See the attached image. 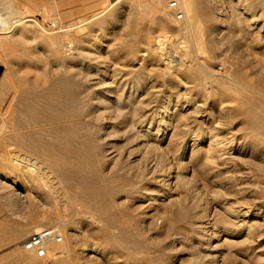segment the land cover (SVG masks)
I'll use <instances>...</instances> for the list:
<instances>
[{"label":"rangeland","instance_id":"rangeland-1","mask_svg":"<svg viewBox=\"0 0 264 264\" xmlns=\"http://www.w3.org/2000/svg\"><path fill=\"white\" fill-rule=\"evenodd\" d=\"M120 1L105 0L98 8H93L90 0H0V17L3 18L0 26L4 31L0 37L11 40L0 44V84L5 87V93H0V193L12 203L21 205L26 215L33 216L34 229L29 237L43 229H55L62 237L61 242L49 245V253L45 258L26 253L34 264H264V240L257 241V236L264 233V138L250 133L249 119L245 113L252 102L261 105L264 102V39L261 38L264 34V0H194L200 12L196 39L177 30L185 25L186 18L184 22H172L169 10L167 20L149 17L136 29L141 13L139 2ZM26 15L46 28L76 26L75 31L80 33L84 41L82 47L86 53L92 52V59L81 62L92 64L93 102L94 95L98 96L103 89L104 72L109 75L106 82H124L127 91L138 89V99L143 97L147 100L151 92L157 90V98L162 106L171 97L170 111L177 110L174 115L178 116L179 122L169 129L160 147L167 155L170 152L168 162L172 164L171 175L174 177L170 181V188L186 208H170L163 198L154 205L141 197V188L149 186L153 189L155 185L150 183L148 177L141 179L136 176L142 169L130 170L124 154L131 147H139L136 159H140L144 151L143 143L137 140L128 144L126 128L116 123L128 117L129 113H125V117L120 120L115 112L112 115L105 108L99 110L111 114V122L118 134L107 137L109 139L105 141L94 135L93 130L89 138L82 127L80 131L76 129L68 133L70 146L86 153L84 157L76 153L72 158L73 162L69 164L72 179L69 182L61 178L59 170L65 161L56 155H45V150L41 148L36 152L40 156L34 155L32 160H40L39 164L43 162V169H40L49 188L36 178L31 181L36 182L37 189H30L26 185L25 179L29 173L25 172V167L16 165L13 158L19 146V151L24 154L20 143L14 139L15 135L41 130L43 139L55 144L60 131L44 129L54 126L59 128L63 123L58 119L49 122L47 118L53 116L46 115L44 101L37 104L40 118L45 117L41 119V124L23 128L15 123L20 115L16 108L18 91L23 88L36 91L47 89L52 82L60 79L59 67L51 58L52 47L44 45V41L36 37L33 30L27 31V25L15 27L16 21L26 18ZM209 15H214L213 19L215 16L219 18L213 20ZM253 18L255 24L251 23ZM3 24L8 28L6 31L11 30L9 34H5ZM153 46L158 48L153 50ZM68 49L74 51L70 46ZM183 56L187 62L190 61L189 64L193 62L190 69L180 66ZM81 62L77 61V67ZM165 63H168L169 68ZM196 69L206 79L185 75L190 70L197 72ZM75 72L67 76V81H73L79 87L80 80L76 78ZM242 72L247 77L243 81L239 80ZM177 101L179 105H176ZM215 101L222 103L220 108L214 109V115L220 116L222 122V136L235 140V148L243 150V153L236 154L241 159L232 171L224 170L235 185L233 189L228 186L227 178L223 181L216 179L217 166L215 168L214 164L210 176L206 175L209 167L205 158L207 140L204 122L209 117L206 115L210 111L207 105ZM197 106L198 110H194ZM173 132L175 135L172 136ZM171 136L170 141L168 139ZM101 148H106L113 155L122 153L118 164L101 160ZM218 182H222V185H217ZM66 186L70 190L68 193H65ZM84 188H92V193L93 190H104L92 208L82 205L76 198V194ZM65 197L67 200L63 199ZM222 201L236 203L234 205L240 202L241 206L251 210L252 217L242 218L225 210L220 204ZM192 203L199 205V209L195 211ZM90 213H98L101 222L98 223L93 215L91 218ZM196 213L197 219L205 223L204 226L208 225V228L197 227L194 221ZM249 227L255 233L254 239L247 236ZM261 243L263 248L259 245ZM92 246L95 252L89 253ZM54 249H62L64 254L55 255ZM86 255L90 256L89 259Z\"/></svg>","mask_w":264,"mask_h":264},{"label":"bare ground","instance_id":"bare-ground-1","mask_svg":"<svg viewBox=\"0 0 264 264\" xmlns=\"http://www.w3.org/2000/svg\"><path fill=\"white\" fill-rule=\"evenodd\" d=\"M178 1H179L180 5H181L182 10L185 13L186 22H185V25L183 27H179L177 30L179 32L185 33V35L186 34L190 35L194 39L198 38L197 37L198 31L196 30L197 29L196 28V24H197V21L199 19V13L200 12L197 9V6L195 4L197 2L194 3V0H178ZM167 2H168V0H153V1L152 0H137L138 5L140 6L139 8H141L140 9L141 13L138 12V14L140 13V17L138 16L139 18L137 20L136 29H139L140 25L143 23V21L145 22V19H147L149 17H157V18H160L162 21L167 20L168 19L167 12L169 10ZM207 14H209V13L207 12L206 15ZM217 15H219V13ZM172 16L170 17L172 22L175 21V23H176V20H174V18ZM212 16H214V15H212ZM212 16H210V17H212ZM215 18H216V16H215ZM218 18H216V20ZM211 19H213V17ZM1 21H3V18L0 17V22ZM184 21H182V22H184ZM57 22H58V20H57ZM208 22H210V21L208 20ZM27 23H30V24H27ZM50 23H51V21H50ZM251 23L255 24L256 20L253 18L251 20ZM23 24L28 26V28H27L28 30L27 31L33 30L35 36L41 38V40L44 41V45L48 44V45H50L52 47V50H51L52 56H51V58H53L52 61L56 62L58 67H59L60 79H57L54 82H52V84H50V86L47 89L36 91L34 89H25V88H23L20 91H18L19 95L16 97L17 98V105L16 104L15 105H16V108L19 110L20 115H19L18 119L16 118L17 120H15V123H16V125L18 127H23V128L24 127L26 128L27 126H34V125H37L38 123L41 124L40 123L41 119L45 118V117L41 116L42 118H40L41 114H40V112L38 111V108H37V104L40 101H44L45 102V107L44 108H45V111H46V115H48L49 117L53 116V118L52 117H50V118L46 117L48 120H50L49 122H51V120L54 121V119H58V121L63 122V123H61L62 125L59 128H57V126L55 128V126H54V127H47V129H44V131H49V130L51 131V130H54V129L60 131L59 139L55 141V144H54V142L53 143L46 142L43 139V137H42L41 130H35V131L26 132V133H18V134L15 135L14 139L18 143H20V145L22 147V151H24V154H22V152L19 151L21 149L20 146H19V150H17V153L13 156V158L15 159L16 165H18L19 167H25L27 169V171H25V172L29 173V176H28V174H26L28 176V178L25 179L26 185H28V187L30 189H33V190L37 189L38 185L35 184L36 182L34 181L35 182L34 183V182L31 181V179H33V178L34 179L36 178L38 181L44 182V184L47 185L48 181L45 182L46 177L43 178V176H45V175H42L43 172L40 169L42 166H44L43 162H40L41 164H39L38 161H40V160H38V158H37L38 161H36V160L33 161L32 160V157L34 159V155L37 156L39 154V153L37 154L36 152L39 149H41V148L43 150H45V152H46L45 155H56L61 160L65 161L64 164L60 167L59 170H60L61 178L66 183L69 182L72 179L71 178V170L69 168V164L71 165V162H73L72 158L75 157L76 153H77L78 156H81V157L86 156V153H84V152L82 153V151L73 149L70 146L69 139H68V133L75 132L76 129H79V131H80L81 130L80 127H82V129L85 130V132H87V135L89 136V138L92 137V132L94 131L93 132L94 135H97L101 140H105L106 141V140L109 139V138L107 139V137H110L113 134H115V136H116V134H118V131H117V129H115V126L113 125V122H111L110 115L113 112H115V114L118 115L120 117V120H121V119H123V117H125L124 116L125 113H129L130 115L128 117H126L122 121L116 122V123L118 124V126H122V127L126 128V132L128 134V141H127V139H126V141L128 142V144L133 143V142H135L137 140L138 141H142V143H143L142 146L144 148V151L141 153L142 155L140 154L141 155L140 159H136V157L139 154L138 149H137L139 147H136V148H134V147L132 148L131 147V149L128 151V153L124 152L125 153L124 155L126 156V162H127V165H128L127 167L130 170L138 169L140 171V169H142L140 174L138 173V174H136V176H140L141 179L145 178V177H148V179L150 180V183L155 185L153 189H151L149 186L148 187L145 186V187L141 188V191H142L141 197H144V198L148 199L154 205H157V202L160 201V199L163 198V199L166 200L165 204L169 205L168 207H170V208H178L179 210H181L182 208H186L185 206H183L184 202L180 198L175 197L173 190L170 188V186L172 185V182H170V181H171L172 178H174L171 175V168H172L171 165L172 164L170 165V163L168 162L169 161L168 160V156H169L170 152L167 155L165 152H162V149L160 147V143L162 141H164L165 138H167L166 136H167V133L169 132V129L174 126L175 122H179L177 120L178 116H176V114L174 115V113L177 110H175L174 112L170 111L171 97H169V100L167 102H165V104L163 102L162 106H161L162 103H159L158 98H157V93H156V92H158L157 90H156V92H155V90H154V92H151V94L149 95L147 100H145L143 97H142V99H138L137 98L138 89H134V90L131 89L130 91H127V88H124V82L122 83L121 81L116 82L115 80H113V81L108 83V82H106L107 81L106 78L109 76L108 72L107 73L104 72V73H102V75H103L102 76L103 77V80H102L103 81V84H102L103 87L102 88L103 89L100 87L102 89V91L100 92V94L98 96L94 95L95 101L93 102L92 101V74H91L92 73V64L89 63V62L87 64L81 62V61H84L86 59L87 60L92 59V54H91L92 52L90 54L86 53V49L84 47H82V44H83L84 41L82 42V38L80 37V33L75 31V29H77L76 26L69 24L70 26H67V27L64 26V25H59L60 27L58 29H57V27H56V29H53L52 28L53 26H51V27L49 26L48 28H46L41 23H39L37 20L33 19L32 17L27 16L26 18H19L16 21V23H15V27L22 26ZM52 24H53V22H52ZM59 24H60V22H59ZM3 26H5V25L3 24ZM37 27H38V29H37ZM4 29H5V34H9L10 31H11V30L10 31H6V29H8V28H6V26H5ZM261 29H262V27H261ZM3 32L4 31H3V29H1V26H0V34H3ZM146 32H147V30H146ZM144 33H145V31H144ZM261 38L264 39V34H262ZM8 40H10V39H8ZM8 40H7V37L6 38L0 37V44L6 43ZM259 40H261V39H259ZM25 41H27V40H25ZM27 42H29V41H27ZM165 43H166V41H165ZM69 46H70V48H73L74 51L72 49L69 50L68 49ZM155 46H153L151 49H153V50L155 49L156 50L158 47L156 48ZM68 50L72 51V52H69ZM149 50H150V48H149ZM160 53H162V52H160ZM181 55H183V54H181ZM190 55L191 54H189V56ZM154 56H155V54H154ZM158 57H159V55H158ZM184 58H185L184 56L181 58L180 66L182 68H185V69L191 67V64L193 62L189 64L190 61L187 62ZM161 60H163V59H161ZM77 61L81 62L80 64L78 63L79 64L78 67L76 65ZM95 63L96 62H94V64ZM165 64H166V66H168L167 68H169L168 63H165ZM170 66H171V64H170ZM197 68H198V66H197ZM75 70H76V72H75L76 73V78L77 79L79 78L80 84H81V86H79V87L77 85H75L73 83V81H67V76L69 74H71ZM196 71L197 72H193V71L191 72V70H190L189 73L185 74V72H184V74L187 77L197 78V79H202V78L205 77V76H203L202 72L198 71V69H196ZM200 71H201V69H200ZM175 72H177V71H175ZM39 73H42V71L41 72L39 71ZM43 73H45V72H43ZM169 74H171V73H169ZM242 75H243V72L241 73V75H240L241 79H239V80L243 81L247 77L244 76V75L242 76ZM75 79H73V80H75ZM205 79H206V77H205ZM125 82H126V80H125ZM137 82H139V81H137ZM210 83H211V80H210ZM231 83H232V81H231ZM126 84H128V83H126ZM3 85L4 84H0V93L1 94L5 93V87ZM93 85H94V83H93ZM12 86H13V84H12ZM26 86L27 85H25V87ZM94 87H96V86H94ZM15 94H17V92ZM13 96H15V95H13ZM220 104H222V103H218V102L215 101L214 103L207 105V107L210 109V111L206 114L209 117L206 118L205 122H204L205 125H206L205 138L207 140V149L205 150V158H206V161H207V166L209 167V171L206 173V175H209L211 173L212 166L214 164L215 168L217 166V172H216L217 175H215L216 179L218 178L221 181H223V180H225L227 178L228 186L231 189H233L235 187V185H234V183H232V181H231L232 179H228V176H226V174H225L226 171H224V170L226 169L228 171V169H231V171H232V168L241 159V157L239 158L236 154L243 153V150H239V149L235 148V146H234V141L235 140L234 141L232 139L228 140L229 138L227 139L224 136H222V133H221V130H222L221 129V127H222L221 123L222 122L220 123V120H219L220 116L218 117V116L214 115V113H215L214 109L216 110V107L218 108ZM176 105H179L178 101H177ZM99 108L100 109L101 108L102 109L103 108L109 109L111 114H109V113L107 114L108 111L105 113V112L99 110ZM181 109H184V107H182ZM195 109L198 110V106L195 107L194 110ZM55 110L58 111V112L56 113ZM98 111H101V112L98 113ZM245 113H247L246 115H247V118L249 119V126H250V130H251L250 133L253 136H255V137L264 138V102H263L262 105L260 103H258V102H252L249 105V108L247 109V111ZM214 117H216V118L214 119ZM44 121H46V120H44ZM175 126H177V123H176ZM180 127H182V126H180ZM189 131H191V130H189ZM174 132L172 133V136H173ZM172 136L168 140L171 141ZM170 141L169 142L167 141L168 144L170 143ZM101 142H103V141H101ZM105 144H106V142H105ZM107 145H105V146L109 147L110 143L107 144ZM132 146H133V144H132ZM123 147H124V145H123ZM107 151L108 150L106 148L102 149V154L99 155L101 160L108 161V162L114 163V164H116V163L118 164V162L121 160L122 153L121 154L117 153L116 155H113L112 153H108ZM167 152H168V150H167ZM172 154H170V155H172ZM181 154H182V152H181ZM39 156L40 155H38V157ZM5 157L7 158V156H5ZM42 169H43V167H42ZM81 170H82V168H81ZM231 171H228V172H231ZM25 172L23 171V173H25ZM209 176L207 178H209ZM62 179H61V181H62ZM80 180H81V178H80ZM80 180H78V181H80ZM82 181H81V183H82ZM186 183L187 182H185L184 184H186ZM211 183H213V181H211ZM78 184L81 185L80 182H78ZM217 185L221 186L222 182L221 183L218 182ZM47 187H48V185H47ZM50 188H52V187H50ZM238 188H239V186H238ZM64 189H65V193H68L70 191L69 187H67V186ZM238 190H240V189H238ZM102 192H100L97 189L96 191L93 190V193H92V188L91 189H85L84 188V189L80 190L79 193L76 194V198L82 203V205L92 208V205H93L94 201H96L99 198V196H101ZM107 193H108V191H107ZM63 199L67 200L66 197L63 198ZM69 201H71V200H69ZM55 203H56V201H55ZM220 204H223V206L225 207V210L232 211V212L236 213L237 216H239V217H242V218L252 217V215L250 214L251 210H248L249 208H247V207H245L243 205L241 206L240 202H239L240 206H238L239 205L238 203H237L238 205H234L236 203L232 204L230 201H225V202L220 203ZM191 206L194 207L193 208L194 210L195 209L196 210L199 209L198 208L199 205H197L195 203H192ZM87 210H89V209H87ZM194 210H193V213L196 211V210L195 211ZM184 211H185V209H184ZM92 215H93V217H95V219L98 221V223L101 222V219H99V217H97V216H99L98 213H96V214H94V213L91 214L90 213L91 218H92ZM162 217H163V215H162ZM197 218L198 217H197V213H196L195 217H194V219H195L194 221H195V224L197 225V227L199 229H205V228L209 227L208 225L204 226L205 223L201 222ZM180 229H183V228H180ZM141 232H142V230H141ZM248 235L250 237H252L253 239L255 238L254 237L255 233H253V231H252V229L250 227H249V231L247 233V236ZM257 237H258L257 241H263L264 240V233L260 234ZM259 245L261 247L262 243L259 244ZM57 248L58 247H56V249ZM261 248H263V247H261ZM59 249H57V250H59ZM63 249H64V247H63ZM61 250L60 251H56L55 250L56 252L54 254L55 255H61L62 253L64 254V252L61 251ZM88 251H89V253L95 252V247L92 246ZM261 251L262 250H259L258 252H261ZM48 253H49V248H48ZM251 253H252V251H251ZM252 254H254V251H253ZM202 255H203V253H202ZM86 256L89 259L90 256H88V255H86ZM85 260H86V258H85ZM199 262H200V260H199ZM259 262H261V260Z\"/></svg>","mask_w":264,"mask_h":264},{"label":"crops","instance_id":"crops-1","mask_svg":"<svg viewBox=\"0 0 264 264\" xmlns=\"http://www.w3.org/2000/svg\"><path fill=\"white\" fill-rule=\"evenodd\" d=\"M105 0H90L98 8ZM34 229L32 215L0 193V264H34L23 243ZM22 249V250H21Z\"/></svg>","mask_w":264,"mask_h":264},{"label":"built area","instance_id":"built-area-1","mask_svg":"<svg viewBox=\"0 0 264 264\" xmlns=\"http://www.w3.org/2000/svg\"><path fill=\"white\" fill-rule=\"evenodd\" d=\"M153 1V0H152ZM168 9L178 22L185 20V13L178 0H168ZM62 237L55 229H43L32 234L23 244L27 252L34 253L39 258H45L48 254L49 245L53 242H61Z\"/></svg>","mask_w":264,"mask_h":264},{"label":"water","instance_id":"water-1","mask_svg":"<svg viewBox=\"0 0 264 264\" xmlns=\"http://www.w3.org/2000/svg\"><path fill=\"white\" fill-rule=\"evenodd\" d=\"M2 70H0V76H1Z\"/></svg>","mask_w":264,"mask_h":264}]
</instances>
